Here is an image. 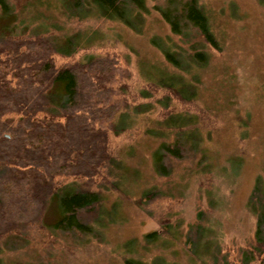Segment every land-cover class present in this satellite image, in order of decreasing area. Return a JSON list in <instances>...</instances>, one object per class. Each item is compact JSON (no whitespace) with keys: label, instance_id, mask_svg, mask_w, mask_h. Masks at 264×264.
<instances>
[{"label":"rangeland","instance_id":"rangeland-1","mask_svg":"<svg viewBox=\"0 0 264 264\" xmlns=\"http://www.w3.org/2000/svg\"><path fill=\"white\" fill-rule=\"evenodd\" d=\"M71 1L1 0L0 35L42 34L56 49V68L90 57L117 61L118 110L107 123L120 130L108 132V181L60 177L99 192L101 201L80 217L90 230L52 227L59 211L50 203L46 215L0 237V264H255L245 254L264 204V191L261 202L254 193L256 185L264 190V0H198L218 48L191 25L172 32L159 11L169 0H146L129 23ZM195 50L207 59L196 63ZM171 76L184 78L176 87L192 99L158 85ZM49 98L42 117L59 111ZM173 114L192 119L166 124ZM175 141L172 155L162 145Z\"/></svg>","mask_w":264,"mask_h":264},{"label":"trees","instance_id":"trees-1","mask_svg":"<svg viewBox=\"0 0 264 264\" xmlns=\"http://www.w3.org/2000/svg\"><path fill=\"white\" fill-rule=\"evenodd\" d=\"M83 3L89 4L91 12L129 23L136 10L145 8L146 0H72L71 6L77 9ZM0 6L7 7L1 0ZM166 7L159 11L172 32L182 33V27L191 25L206 43L218 48L198 0H169ZM55 51L42 34L0 35V237L46 215L50 203L59 211L52 227L89 231L80 217L101 201L99 192L87 186H65L60 177L86 184L98 178L108 181L104 171L112 161L108 132L120 130L116 123H107L118 110L111 100L117 61L109 56L90 57L56 68ZM170 58L174 57L165 52L171 63ZM192 58L197 63L207 56L195 50ZM169 79L160 77L158 85L168 87L182 100L193 98L189 90L176 87L184 84L183 77ZM49 90L58 100L59 111L42 117L51 97ZM170 117L165 123L180 127L192 119L182 114ZM184 135L189 138L190 132ZM178 143L162 146L175 155ZM257 186L255 198L261 202L264 190ZM260 206L255 245L245 254L246 261L253 259L255 264H264V204ZM124 264L144 263L128 258Z\"/></svg>","mask_w":264,"mask_h":264}]
</instances>
